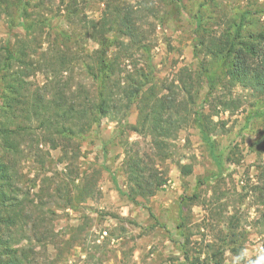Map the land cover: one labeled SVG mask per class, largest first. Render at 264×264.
<instances>
[{"label": "rangeland", "instance_id": "1", "mask_svg": "<svg viewBox=\"0 0 264 264\" xmlns=\"http://www.w3.org/2000/svg\"><path fill=\"white\" fill-rule=\"evenodd\" d=\"M117 1L133 6L141 3L148 13L143 29L151 46L154 78L171 85V92L181 99L177 79L179 70L186 67L193 73L199 94L189 111L180 113L181 127L169 139V157L155 164L158 169H166V183L148 199L138 198L136 204L122 194L127 189L122 172L124 151L134 146L146 158L156 159L149 139L128 129L137 120L135 106L117 115L119 120L103 118L99 126L84 135L76 160L61 163L59 148L48 150L42 145L41 155L33 149L21 161L16 159L18 185L33 201L27 204V211L36 214L38 210L49 221L46 247L30 243L26 257L31 264H229V253L245 247L254 252L256 247L264 246L259 226L264 208L258 189H253L255 185L264 187V117L252 114L261 103L240 87L230 93L218 89L207 94L204 78L197 73L200 63H207V59L200 48L199 58L195 59L194 48L198 47L196 37L220 36L230 30L229 19L244 10L256 11L255 23L264 26V0ZM16 3L24 4L22 13L16 4L8 13L0 8V47L9 43L28 52L32 43L42 48L66 45L82 54L98 47L77 34L83 20L99 19L105 7L100 0ZM201 13L206 23L203 30H197L194 17ZM62 33L72 38L65 40ZM32 35L36 42L30 43ZM136 57L138 65L145 60ZM80 67H75L72 91L92 89V82ZM30 81L41 85L43 76L36 74ZM220 99L234 100L238 107L231 104L230 109L223 110L218 104ZM196 112L211 128L210 143L194 121ZM214 153L221 156V176ZM183 166L190 167V174H182ZM65 174L72 190L82 182L91 184L94 197L83 202L76 197L74 207L66 210L52 200L38 204L42 176L57 183ZM12 234L16 239L17 231ZM57 252L60 259L56 261Z\"/></svg>", "mask_w": 264, "mask_h": 264}, {"label": "trees", "instance_id": "2", "mask_svg": "<svg viewBox=\"0 0 264 264\" xmlns=\"http://www.w3.org/2000/svg\"><path fill=\"white\" fill-rule=\"evenodd\" d=\"M11 1L0 0L2 12L8 13L16 4L22 13L24 4ZM100 1L105 7L99 19L83 20L77 34L97 43L98 47L91 51L82 54L66 45L42 48L37 43H32L28 52L9 43L0 47V264H31L26 257L29 244L40 248L47 244L49 221L38 210L36 214L27 211V204L33 201L18 185V160L26 157V152L36 149L35 154L41 155L42 145L48 150L59 148L61 163L76 160L80 156L79 141L84 135L99 126L103 118L119 120L117 115L135 106L137 120L128 129L149 139L156 160L141 155L134 146L127 148L122 162L127 189L122 194L136 204L138 198L146 200L153 196L167 181L166 169H158L155 164L169 157V139L181 127L180 113H187L199 94L194 88L193 73L186 67L179 70L177 80L182 96L179 99L171 92V85L153 76L151 46L143 29L148 16L144 6L141 3L133 6L127 1ZM254 13L241 11L229 19L230 30L218 37H196L198 47L194 48V58H199L200 48L207 63L212 60L210 64L201 62L197 71L204 78L207 94L212 95L218 89L230 93L234 87L248 90L261 103L252 114L264 117V26H257ZM205 23L202 13L195 15L197 30H203ZM62 35L65 40L72 38L69 34ZM34 36L30 43L36 42ZM136 55L145 59L140 65L135 63ZM76 66H81L84 77L92 82V89L71 90ZM36 74L43 76L41 85L30 81ZM234 102L220 99L218 104L228 110L231 104L238 107ZM202 120L203 116L196 112L194 121L202 137L210 143L211 128ZM213 157L221 176V156L214 153ZM190 172L189 166L182 167L183 175ZM112 181L116 183L115 178ZM90 185L82 182L72 190L67 174L57 183L43 175L38 204L46 199L58 202L63 210L73 208L76 197L79 202L94 197ZM253 189H258L260 205L264 208V187L255 185ZM259 223L264 240V210ZM56 255L57 261L59 252Z\"/></svg>", "mask_w": 264, "mask_h": 264}, {"label": "clouds", "instance_id": "3", "mask_svg": "<svg viewBox=\"0 0 264 264\" xmlns=\"http://www.w3.org/2000/svg\"><path fill=\"white\" fill-rule=\"evenodd\" d=\"M229 264H264V246H258L254 252L241 248L236 253H229Z\"/></svg>", "mask_w": 264, "mask_h": 264}]
</instances>
